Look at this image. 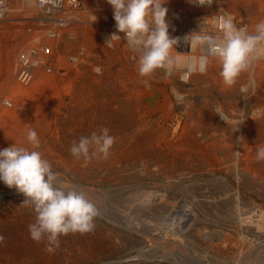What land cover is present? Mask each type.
<instances>
[{"label":"bare ground","instance_id":"6f19581e","mask_svg":"<svg viewBox=\"0 0 264 264\" xmlns=\"http://www.w3.org/2000/svg\"><path fill=\"white\" fill-rule=\"evenodd\" d=\"M7 1L9 10L6 17L0 20V22L9 21L10 19H16V17H14L15 15L12 16V14L15 11L17 13V10H22V13L18 12L19 15L22 14L19 19L23 20L22 22L18 21L20 23L19 26L28 22L31 23L32 20H36L40 26L38 25L39 27H36L33 30V33H31L30 31L31 34L23 35L22 38H20L21 41L17 43L15 47H11L10 45V47L4 54V60L6 64V68L4 67V69L7 70L8 75L6 73L5 74L8 78H6L4 75V80L0 79V149L9 147L13 143L17 144L18 146L30 147L26 140V133L29 128L34 129L41 141L40 147L37 150L42 153L43 158L47 159L51 163L52 168L54 167L60 171L59 179L61 181H63L66 185L74 186L78 191L82 190L85 192L87 198L94 204L96 208L97 214L93 219V224L103 229L104 224L108 223V216L106 211L102 209V207H104V205L102 204L105 202L112 204L117 203V201L121 198L120 195H122V188H120V186L126 185L128 188L130 185L126 184L127 182L125 181L130 180L132 174L134 175V173L138 171L137 167H135L137 171H134V173H132L135 164H138V166L145 173L151 166L153 167L156 165H160L157 163L162 159L163 156L161 155L164 151V158L169 157V159H173L174 161L172 162H175L176 166L178 165L180 169L185 168V164H187L188 166V159L190 158L189 154L192 153L190 152L191 150H189V148L190 146H193L192 144L194 141L191 138H188V140L186 141L183 139V137L185 136V134H188L189 136L191 134V130L188 128L180 127L184 130H180V132L182 131L183 133H180L178 131L180 135H177L174 132L177 137H175L174 139H168L167 136L164 135L163 131L160 133H158L159 131L156 132L157 135H155V137H152L150 136L151 134L149 135L148 133H146V125L148 124V122L146 125H135L136 123H133L132 112L134 111L132 110H134V108L136 109L135 105H138L136 101L139 100L140 97L148 98L149 95L147 94L149 92L146 93V91L143 90L144 88L141 90V87L137 89L131 86V84L133 83L132 81H134L132 79V77L134 78L132 73L137 71L136 68H138V53L133 52L128 47L126 41L123 39L113 41L112 47H108L107 45H105L106 39L109 38L112 33L117 32L115 20L113 17V9L111 5L107 3V0H81L85 8L82 11L67 8V0H63V9L58 12H53L57 9H51L49 7L45 8L40 6L37 0H20L21 5L17 4L19 1H14L13 3H11V5L9 2L11 0ZM164 6L168 8L166 19L170 25L169 35L172 38H183L182 36H180L174 23L176 16L180 11H187L190 15H196L198 17L206 15L207 19L205 20V22L195 31L201 30L213 35L217 34L218 31L217 24L219 15H230L231 17H233L234 22L237 24V27L247 25L250 33L254 31V26L259 21L264 20V15H256V13H260L261 10H264V0H213L212 4L204 9L195 7L194 3L190 2V0H166ZM48 9H50V11L52 10V12L48 11ZM50 13L52 14L51 16L48 15ZM242 15H244L245 18L247 17L246 20H244L243 18V20L241 19ZM94 16L97 17L95 22H93ZM41 19L49 20V22L42 24L43 21H41ZM59 20H61V22H59ZM11 27L9 29H12ZM16 30L18 32V28ZM13 31L14 30L12 29V32ZM117 34H119L121 37H123L124 35L123 33ZM186 47H189V53L185 49ZM174 50L177 53L183 54L185 56L201 54L200 49L191 50L190 44L186 43L185 41H182L181 45L177 44ZM21 54L28 58L29 63V65L24 67L23 69H19L18 67ZM173 54H175V52H173ZM2 61L1 63H3ZM261 61L264 60L255 62L247 71L242 72L237 78V82L231 87H227L226 85H224L222 78L219 76V64L215 60L210 63L205 74H194L193 76H191L187 84H184L179 80L180 73H175L170 78H165L163 70L159 69L155 73H153L151 77L144 78L146 79V81L151 80L150 78H157L156 80L160 79L164 82H167L168 79L171 80L170 84L172 82L173 83L171 85L170 91L175 99V102L178 100L177 95L182 96L183 99L179 101H183L185 99L184 94L187 89H190V87L199 89L201 86L207 88L208 92L214 89V87L220 86V89L226 88L227 90L229 89L231 92H233L232 94L230 92V98L236 97L235 94H237V97H239L240 100L242 99L243 102H250V100H253V98L255 100V92H262V90H260V87H264V63ZM97 67L100 68V73H97L95 71ZM19 70L23 71V74L21 76L17 74L19 73ZM24 73H26V75H24ZM242 86H247L248 90L247 92H243V94L241 95L240 92ZM5 88H7V90ZM173 88L177 90V95L173 94ZM199 91H201V89ZM167 96L163 93V100L160 102H153L155 103V105L152 106V108L155 109V111L156 109L163 110L164 113L170 115L172 113L171 110H173V105H171L172 101L170 102L169 96ZM205 100H207V98H205ZM205 100L204 102H207ZM242 104L243 103H241V105ZM139 110L137 111L136 109L137 112H139ZM220 110L228 117L227 128L230 129L232 133L236 134V139L234 141H232L233 139H230L232 144L229 147V151H227L228 149L226 151L229 154L234 155V157L238 160L241 156L243 157L242 162L244 163V165H246V167L245 169L243 167H239L241 168V171L243 170L244 173H249L251 176L255 175L259 179L264 180V160H258L256 158L257 147L264 146V142H262V140L264 139L262 138L260 140V137H258L264 136V110H253V112H249L250 114L248 115L251 116H249V118L252 119L251 121H248V117L247 121H244L243 118L245 115L242 117L241 115L239 117H236L237 114H242L245 110H242L241 108L236 109V107L234 108L233 105H230L229 109L227 107L226 109L221 108ZM226 110L231 112L232 114L230 113L229 116L228 112L225 113ZM209 113L211 115V111ZM218 118H220V116ZM231 118H233L234 120ZM200 119H198L197 117L198 121ZM230 119L233 121H231ZM241 120H243V122L239 124V121ZM195 124V127H197L198 123ZM199 124L201 125V123ZM200 125H198V130L196 131H199L201 127L203 128V126L199 127ZM204 125L207 126V124ZM104 127H107L110 130L109 134L114 137V143L109 150V155L107 156V158H103L102 154H98L88 161H85L82 157L80 159H76L70 154V147L74 140L78 142L81 136H90L93 132L99 134L100 129ZM152 127L154 128V126ZM205 128L203 129V133ZM211 129L212 126H210V130ZM192 130L195 131L194 129ZM220 130L223 131L224 129L222 128ZM226 131L229 132V130L226 129L224 133H226ZM159 137L161 140L164 138V142L162 143L163 147H161V143L156 140V138L159 139ZM194 137L195 136H193V138ZM203 142L206 144L204 140ZM210 146L212 147H210L212 149L211 151H213L214 153H216L217 151L220 153L225 152L226 146L223 147L222 145H216V142H213L212 144H210ZM204 147H206V145ZM196 148L197 147H195V149ZM199 148L200 147H198L197 150H200ZM202 155L203 154H201V156ZM212 157L210 158L212 159ZM164 158L162 159L163 161ZM216 159L217 156H215L214 159L215 164L217 163ZM218 159L220 161V158ZM190 161L191 159L189 160V163ZM203 161L204 160L200 161V163H202ZM206 161L207 159L205 160V162ZM168 162H170V160H168ZM230 162L232 163V159ZM165 164H162L166 166L162 168V171H164V177H166L167 179L171 177V175H169V172L172 170L169 171L170 168L167 164ZM196 164L198 165L199 163ZM230 166L232 168V165ZM206 167L208 166L206 165ZM160 170L161 169L159 168V171ZM240 170L238 169V171ZM175 171L173 173H175ZM230 171L231 169L229 170V172ZM121 172H125L124 178L120 177ZM193 174H195V172ZM151 175L153 174L151 173L150 177L154 176ZM158 177H161V175ZM164 177H162V179ZM235 177V181L236 179L240 181V177H237L236 174ZM138 179V177L137 179L135 178V183ZM139 181H141V179ZM133 185L134 183L132 184V186ZM169 185L171 184L169 183ZM144 186L145 187L143 189L146 191L148 187L147 185ZM161 186L163 187L164 185L161 184ZM149 188L148 190L153 189ZM155 189L156 188H154V190ZM145 191H143L144 194L142 193L141 196L138 197L139 202L135 204L132 203L134 206V215L133 213L130 214V220H128V222L125 221V227L123 226L125 228L123 231V233H125V241L128 244V248L131 251L134 250L136 252L135 257H137V262L139 260L140 264H164V261H177L178 264H203L200 261H190L183 253H174V250L169 243L170 240L168 236L170 235L168 233V235L164 239L167 240L165 242V245L168 246V248L166 247V251L168 250L167 253H164L163 251L162 254L160 253L158 255V253H153L149 250V247L152 244V235H154L152 231L158 229L159 226L164 224V219H168L170 221L169 231L175 233V236L179 234L176 237L178 238L180 237V235L182 237L185 236L186 233L184 230H187L186 228H189L193 225V223L197 219V216L195 213L196 210H191L188 207L182 205V203L174 200L175 197L173 198L172 195L171 197H169L172 202L168 201L164 204V201L157 200V198L164 200V195L160 194L159 192L152 193ZM235 191L236 198H239L240 193L237 192V190ZM241 195L243 194L241 193ZM126 199L127 198H125V200ZM24 200L25 197L23 194L17 192L15 188L7 187L2 181H0V237H3V240L0 241V264H47L48 261H51L52 257L50 258V252L46 253L44 251H41L42 249L39 250L40 246H37V242L30 237L28 225L35 222V213L30 205L26 206L22 204ZM120 205H123V203ZM213 209H216V207H213ZM130 210L131 208L129 209V211ZM233 210L231 213V215H233L232 220L235 221V224H238L239 231L241 232V235L243 237L244 231L249 228L248 225L250 224V222H252L250 218L252 214L256 213L257 216L259 215L261 218H264V209L254 203L242 204V202H240L237 203L236 208H234ZM215 212L217 213L216 210ZM221 213L224 212L221 211ZM120 225L122 224H119V226ZM119 226H116L115 231L117 232H114V234L117 236L119 234V230L117 227ZM105 229L107 230V228ZM192 231H195L196 235L200 233L205 234L204 229L202 230L201 228H196V230ZM100 234H102V232ZM62 237L64 238V236ZM67 238H70L71 242L75 241V236ZM221 238L225 239L222 240ZM85 239H87V237ZM95 239L97 240V238ZM220 239L222 242L220 241ZM230 239L231 237L229 235L221 232L218 239L219 242H216L217 240L215 241L216 243L212 242L213 246L211 245L210 247L212 251H214L215 257L212 255L211 256L212 258L214 257L216 259L215 261L219 260L222 264H262V261H264V253L262 252L255 253L254 255H250V253L248 252L249 255L245 253V255H243L245 246H251V243L248 244V241L246 240L243 244L239 245V247L238 245H230L228 248L222 249V246L224 247L226 242L229 243ZM164 240L161 239L160 241H157V243L155 244L156 247L164 243ZM41 242L44 243V247L49 248V243L46 238ZM101 244L102 243H100V245ZM209 244H211V242H209ZM82 245H84V243ZM34 246L39 248H34ZM253 246L251 249H253ZM99 249L97 250L99 251ZM258 254L259 256L257 257ZM261 254L263 255V259ZM81 256L87 255L82 253ZM90 256L92 257V255ZM53 263L55 264V262ZM209 263L211 264V262Z\"/></svg>","mask_w":264,"mask_h":264},{"label":"rangeland","instance_id":"374dc122","mask_svg":"<svg viewBox=\"0 0 264 264\" xmlns=\"http://www.w3.org/2000/svg\"><path fill=\"white\" fill-rule=\"evenodd\" d=\"M14 1H17V2L19 1L17 4L18 5H21L20 4V0H13V1L11 0V1H9L10 2V5ZM18 12L19 13L20 12L22 13L23 11L22 10H17V13L15 11L12 14V16L15 15L14 17H16V19H10L9 21H2V22H0V47H1L0 48V72H1L0 73V77H1L0 79H3V80H4V75H5V77H6V74L8 75L7 70L4 69V67L6 68V66H5L6 64H5V60H4V58H5L4 57V54H5L6 50L10 47V45H11V47H15L17 45V43H19L21 41L20 38H22L23 35L33 33L34 32L33 30L36 27H39L40 26L36 20L35 21L32 20L31 23L28 22V23H25V24H21V26H19L20 25L19 22H22L23 20H20L19 19L22 14L19 15ZM258 14L260 16H263L264 15V10H261L260 13H256V15H258ZM11 18H13V17H11ZM242 18L244 20H246L247 17L245 18L244 15H242L241 16V19ZM12 20L14 22H16V23H14ZM10 21H12L13 23L10 22ZM33 24H34V26H33ZM35 24H36V26H35ZM2 27L3 28L4 27H7V28H4L5 29L4 30ZM10 27L14 30L13 32H12V29H9ZM17 28H18V32L16 30ZM9 30H10V32H9ZM30 31H31V33H30ZM6 35H7V37H6ZM14 36H15V38H14ZM8 37H10V38H8ZM6 38H8V39H6ZM15 58H16V56H15ZM1 61L3 63H1ZM2 70H3V72H2ZM136 70L137 71H135L134 73H132L133 76H134V78L132 77V79L134 81H132L133 83L131 84V86L134 87V88H137V89L139 87H141L140 88L141 90L144 88L143 90L146 91V93L149 92L147 94V95H149V97L148 98L147 97L146 98L140 97L139 100L136 101V103L138 105H135L134 104L136 106L137 111L139 109L140 110H139V112H137L135 108H134V110H132V111L135 112V113L132 112L133 113V118H132L133 123H136L135 125H141V124H145L146 125L147 122H148V124L146 125L147 126L146 127V131H145L146 133H148L149 135L151 134L150 136H152V137H155V135H157L156 132L159 131L158 133H160V132L163 131L164 132V135H166L168 139H174L175 137H177V135H180L178 133V131L180 132V130H183L182 128H188V129H190L191 130V132H190L191 134L189 136H188V134H185V136L183 134V136H184L183 139L187 141L188 138H191L194 141L192 145L193 146L196 145V146H194V147L193 146H190V148H189V150H191L190 152H192L193 154L192 153L189 154V157L190 158L188 159V166H187V164H185V166H184L185 168H181L180 169L178 167V165L176 166L175 162L174 163L172 162V161H174L173 159H169V157H165L164 158V151L162 152V155H161V156H163L162 159L164 158V161L161 159L160 162H162V163H160V162L157 163V164H160L159 166H157V165H156L157 167L156 166H153V167L151 166L150 168H148V170L145 173L138 166V164H135L134 165V170H132V173H134V171L136 172L138 170L136 172L137 175H136V173H134V175L132 174V177L130 178L131 181L130 180H126L125 181V182H127L126 184L130 185L128 188H127L126 185H123V186L121 185L120 186V188H122V190H121L122 191V195H120L121 198L117 201V203L112 204V203H108V202L106 203L105 202V203L102 204V205H104V207H102V209L106 211L107 216H108V220H107L108 223L107 224H104L103 229H101V227L99 228V226H97V225L95 226V224H93L94 227L89 232H85V233L76 232V233H73V235H72V233H70L67 236H64V238L61 236L60 237V240L61 241L59 240V247H55L54 245H48V247H54V251H49L48 248L44 247V245H43L44 243H42V242H37V246H40V248L39 247H35V246H34V248H39V250L42 249L41 251H44L46 253H49L50 252V258L51 257L52 258H51V261H48L47 264H49L50 262H51L50 264H54L53 262H55V264H128V263L129 264H136V263L137 264H140V261L138 260V262H137V260H136L137 259V257H135V253L136 252L134 250L131 251L128 248V244L125 241V233H123V231L125 229L124 228L125 227V221L128 222V220H130L129 215L132 214V213L134 215V210H133L134 209V206H133V204L139 202V200H138L139 198L138 197H140L141 194L143 193V191H145L143 189L145 187L144 185H147L148 188L150 187L149 189H151V188H153V189L148 190V188H147L145 192H147V191L148 192H152V193L159 192L160 194L164 195V200L157 198L158 201L159 200L160 201H164V204L167 203L168 201L169 202H172V200L169 199V197H171V195H172L173 198L175 197L174 200L182 203V205L188 207L191 210H194V211L196 210L195 213H196V216H197L196 217L197 219L193 223V225L191 227H189V228H186L187 230H184L185 233H186L185 236L182 237L180 235V237H178V238H176V237L179 234H177V236H175L176 235L175 233L169 231V227H170L169 226V222L170 221L168 219H164L165 220L164 221V224H162L161 226H159L158 229H155V230L152 231L154 233V235H152V237H153L152 238V244L149 247L150 248L149 250L151 252L158 253V255L160 253L162 254L163 251H164V253H167L168 250L166 251V249L168 248V246L165 245V242L167 240H164V239L169 234L170 235V236H168L169 237V240H170L169 243L171 244V247L174 250V253H177V252L178 253L179 252L180 253H183L190 261H200L203 264H210L209 262H211V264H213V263H215V264H222L219 260L218 261H215L216 259L214 258L215 257L214 251H212V249H211L210 246L211 245L213 246V243L219 242V240H218L219 239V235L221 234V232H224L225 234L229 235L231 237V239H230V242L229 243L226 242V244H225L224 247L222 246V249L228 248L230 245H238V247H239V245L243 244L244 241L246 240V241H248V244L251 243L250 244L251 246L250 245H249L250 247L245 246L243 255H245V254H248L249 255V253H250V255L251 254L254 255L255 253H258V252L264 253V218H261L259 215L257 216L256 213H254L255 215L252 214L250 216L252 222H250V224L248 225L249 228L244 231V237H243L241 235V232L239 231L238 224H235V221L232 220V216L233 215H231L232 210L234 208H236L237 203H240V202H242V204L254 203L256 205L261 206L264 209V180L259 179L255 175L254 176H251L249 173H246V172L244 173L243 170L241 171L240 169L242 167L244 169L246 167V165H244V163L242 162L243 161V157L241 156L242 158L240 157V159L238 160V159H236L234 157V155H231V154H229L227 152V151H229V147L232 144L231 140L233 139L232 141H234L236 139L235 138L236 134L232 133L230 131V129L227 128L228 122L222 120L221 118H218L219 117V114H217L214 111V109L210 110L211 108H210L209 97H208L209 96V92L207 91V88H204L203 86H201L199 89H194V87H190V89H187L186 92H185V94H184L185 95L184 96L185 99L183 101L177 100L175 102L174 101L175 99H174V97H173V95H172V93L170 91L171 85L173 83L172 82L170 84V81L171 80L168 79L167 82H164L163 80H160V79L159 80H156L157 78H154V79L150 78L151 80H147V85H146L143 82V81H146V79L144 77H141L139 75L138 68H136ZM14 74H15V72H14ZM6 78H8V77H6ZM136 78H138V79H136ZM142 84H143V86H142ZM165 86L167 87V89H166ZM260 88H261L260 90H263L262 88H264V87H260ZM5 89L7 90V88H5ZM200 89H201V91H199ZM204 90H205V92H204ZM263 92H264V90H263ZM163 93H164V95H166V96L168 95L169 96L170 102L172 101L171 102V105H173V110H171L172 113L170 115L164 113L163 110L156 109V111H155V109L152 108V106L155 105V103H153V102H156V101L160 102V101L163 100ZM204 95H205V97H204ZM205 98H207V100H205ZM204 100L207 101V102H204ZM142 103H144L145 105L142 104ZM150 103H151V106H150ZM206 108H208V109H206ZM190 109H192V110H190ZM198 110H200V111H198ZM210 111H211V115L209 113ZM203 112H204V114H203ZM205 112H207V113H205ZM226 112H228V115L230 116V113L231 112H229L227 110L225 111V113ZM249 112L251 113L253 111H246L245 110V111H243L242 114H237L236 117H239L240 115L242 117V116L245 115L244 118H243V120L244 121L245 120L247 121V119L250 116V115H248V114H250ZM208 113H209V115H208ZM189 115L191 116V118H190ZM139 117H143V118H139ZM166 117H168V118H166ZM197 117H198V119L201 118L199 120L200 122L197 120ZM147 118H150V119H147ZM178 118H179V120H178ZM154 119H156V120H154ZM231 119H233V118H231ZM233 120H231V121H233ZM251 120H252L251 118L248 119V121H251ZM153 123L154 124L156 123V124L154 125ZM161 123H163V124H161ZM184 123L186 124V126H185ZM195 123H198V125H200L199 123H201V125L199 127L203 126V128L201 127L199 129V131H196V130H198V125H197V127H195L196 126ZM215 123H221L222 125L221 126H215ZM204 124H207V126L204 125ZM211 124H213V125H211ZM160 125H161V127H160ZM152 126H154V128ZM189 126L190 127L193 126L191 128L194 129L195 131H193ZM208 126H209V129H208ZM210 126H212V129L211 130H210ZM180 127H182V128H180ZM213 127L214 128L216 127L218 129H216V128L214 129ZM204 128H205V130H204V133H203V129ZM222 128L224 129L223 131L220 130ZM226 129L229 130V132L226 131V133H224V131ZM219 130H220V132H219ZM154 131H155V133H154ZM174 132L177 135L174 134ZM180 133H183V132L181 131ZM196 133H198V134H196ZM172 134H173V136H172ZM206 134H207V136H206ZM193 136H195V137L197 136V137L196 138L195 137L193 138ZM212 137H214V138H212ZM258 137H260L259 138L260 140L262 138L264 139V136H258ZM156 140L159 143H161L160 146L164 142V138L161 140L160 137H159V139L156 138ZM199 140H201V141H199ZM203 140L206 142V144L203 142ZM211 140H213V141H211ZM224 141L226 142V144H225ZM213 142H216V145H222L223 147L226 146L225 147V152H221L220 153V152L217 151L216 153H214L213 151H211L212 150L211 149L212 147L210 146V144H212ZM262 142H264V140H262ZM199 143H202L203 145L205 144L206 147H204L205 145L203 146L202 144H199ZM207 143H209V144H207ZM207 146H208V148H207ZM161 147H163V145ZM195 147H197V148L195 149ZM198 147H200L199 148L200 150H197ZM202 148H203V150H202ZM227 153H228V155H227ZM198 154H200V155H198ZM201 154H203V155L201 156ZM215 156H217V159H216L217 160L216 161L217 163L216 164H215V160H214L215 159ZM218 156H220V157H218ZM210 157H212L213 160ZM218 158H220V161L221 162L219 161ZM190 159L192 161V162L190 161L191 164L189 163V160ZM206 159L208 161V162L206 161L207 163L205 162ZM231 159H232V163L230 162ZM168 160H170V162H168ZM202 160H204V161L202 163H200V161H202ZM165 161H166V164L168 165V167L170 168L169 171L172 170V171L169 172L170 173L169 175H171V177H169L167 179H166V177H164L165 176L164 175V171H162V168L163 167H166V166L162 165V164H165ZM171 163H172V165H171ZM196 163H199V164L197 165ZM204 164H205V166H204ZM212 164H213V166H212ZM191 165L194 166V167H192ZM206 165L208 167H206ZM230 165H232V168H231ZM197 166H198V168H197ZM135 167H137V170H136ZM239 167H241V168H239ZM159 168L161 169L160 171H159ZM230 169H231V171L229 172ZM238 169L240 171H238ZM52 170L54 172L60 173V171L57 170L54 167L52 168ZM163 170H165V169H163ZM174 171H175V173H173ZM208 171H210V172H208ZM150 172L154 175V176L151 175L153 177H150V174H151ZM189 172H192V173H189ZM194 172H195V174H193ZM142 173H143V175H142ZM146 173H150V174H146ZM234 173L236 174L237 177H240V181H238L237 179H236L237 182L235 181V178L236 177H235V174ZM124 175H125V172H121L120 173V177L121 178H124ZM160 175H161V177H158ZM183 176H186V177H183ZM137 177L139 179L136 180V183H135V178L137 179ZM162 177H164V178L162 179ZM247 178H248L249 181L247 180ZM140 179H141V181L142 180L143 181L142 182L139 181ZM144 179H146V180H144ZM260 180H261V182H260ZM129 181H130V183H129ZM132 182L134 183L133 186H132V184H133ZM144 182H145V184H144ZM160 183L162 185H164V186L162 187ZM169 183L171 185H169ZM175 183H176V185H175ZM249 186H251V187H249ZM154 188H156V189L154 190ZM132 189H134V190H132ZM232 190H233V193H232ZM235 190H237V192L240 193L239 198H236V196H235V192L236 191ZM139 191H141V192H139ZM127 193H128V195H127ZM241 193L243 195H241ZM168 195H170V196H168ZM232 196H233V198H232ZM241 197H243V198H241ZM125 198H127V199L125 200ZM122 203H123L124 206L123 205H120ZM213 207H216V209H213ZM130 208H131V210L129 211ZM218 209H219V212H218ZM227 209L230 210V211H228ZM215 210L217 211V213L215 212ZM221 211H223L224 213H221ZM226 212H227V214H226ZM119 224H122V225L119 226ZM116 226H119V227H117L118 230H119V232H118L119 233L118 234L119 237L114 234V232H117V231H115ZM155 226H156V224H155ZM195 227L196 228H201L202 230L204 229V233L205 234H201L200 233V234H197L196 235L195 231H192V230H196ZM105 228H107V230ZM101 232H102V234H100ZM72 236H75V241L74 242H71V239L70 238H67V237H72ZM83 237H85V238L87 237V239H85ZM170 237H172V238H170ZM95 238H97V240ZM186 238H188V239H186ZM82 239H84V240H82ZM161 239L164 240V243H162L161 245H158L156 247L155 244L157 243V241H160ZM221 239L223 240L225 238H221ZM221 239H220V241H221ZM89 240H92V241H89ZM94 240H96V241H94ZM178 240H180V241H178ZM80 242H81V244H80ZM180 242H181V244H180ZM183 242H185V243H183ZM209 242H211V244H209ZM74 243H75V245H74ZM83 243H84V245H82ZM87 243H89V244H87ZM100 243H102V244L100 245ZM104 243H106L107 246ZM46 244H47V242H46ZM77 245H79V246L81 245V246L79 247ZM252 246H253V249H251ZM99 247H100V249H99ZM96 248L99 249V251ZM261 250H263V251H261ZM90 251H91V253H90ZM95 251H97V252H95ZM82 253L83 254H86L87 256H81ZM87 253H89L90 255H92V257L89 254H87ZM259 254L257 255V257L259 256ZM55 255L58 256V257H56ZM66 255H68V256H66ZM156 255H154V256H156ZM211 255L214 256V257L212 258ZM73 257L74 258L77 257V258L74 259ZM262 259H263V255H262ZM164 264H178V262L177 261L176 262H174V261H169V262L164 261ZM262 264H264V261H262Z\"/></svg>","mask_w":264,"mask_h":264},{"label":"clouds","instance_id":"9594fccd","mask_svg":"<svg viewBox=\"0 0 264 264\" xmlns=\"http://www.w3.org/2000/svg\"><path fill=\"white\" fill-rule=\"evenodd\" d=\"M190 2L203 6L211 5L213 0ZM107 3L113 9L117 32L106 39L105 45L112 47L113 41L125 40L128 47L138 53L141 77H151L159 69L163 70L165 78L180 73L179 80L187 84L194 74H205L215 60L224 85L231 87L242 72L255 62L264 60V20L259 21L250 33L247 25L237 27L230 15L220 16L217 34L198 30L183 38L191 50H201L200 55L185 56L174 50L180 38L169 35L166 0H107ZM96 19L94 16L93 22ZM117 33L124 35L121 37ZM95 71L100 73L101 70L97 67ZM143 82L147 85V81ZM247 90V86L241 87V92ZM172 92L177 95L175 88ZM177 99L182 100L183 97L177 95ZM214 111L228 122V117L219 108ZM109 132L104 127L99 134L93 132L90 136H81L78 142H72L70 154L85 161L98 154L107 158L114 143ZM26 140L30 147L13 143L0 149V181L23 194L25 200L22 204L33 208L35 222L28 225L30 237L36 242L46 238L49 245L59 247L61 236L92 230L96 208L84 191H78L59 179V173L52 170L51 163L37 150L41 141L34 129L27 130ZM256 158L264 160V146L257 147ZM48 250L54 251V247Z\"/></svg>","mask_w":264,"mask_h":264},{"label":"built area","instance_id":"2783aa9c","mask_svg":"<svg viewBox=\"0 0 264 264\" xmlns=\"http://www.w3.org/2000/svg\"><path fill=\"white\" fill-rule=\"evenodd\" d=\"M38 4L42 7H49L51 9H57L53 12H58L61 11L62 8V3L63 0H37ZM195 7H199L201 9H204L206 7H208L209 5H198L197 3L193 2ZM67 4V8H71V9H75V10H84V6L81 0H67L66 1ZM8 1L7 0H0V20L4 19L8 13ZM48 11H50V9H48ZM52 12V10L50 11ZM48 15H52L51 13ZM220 17V15L218 16ZM61 18V17H58ZM206 15L198 17L196 15H190L187 11H180L175 19V26L177 27V30L180 34V36H182L183 38L194 32L197 28L201 27L202 24L205 22L206 20ZM42 24L44 23H48L49 20H43L41 19ZM65 21V20H64ZM59 22H61V20H59ZM180 39L178 42V45H181V42H184V39ZM187 46V44H186ZM187 50V52L189 53V47L185 48ZM28 58L25 57L23 54L20 55V63H19V69H23L24 67L28 66ZM19 76H21L23 74V71L19 70V73H17ZM24 75H26V73H24Z\"/></svg>","mask_w":264,"mask_h":264},{"label":"crops","instance_id":"0c3cea01","mask_svg":"<svg viewBox=\"0 0 264 264\" xmlns=\"http://www.w3.org/2000/svg\"><path fill=\"white\" fill-rule=\"evenodd\" d=\"M261 62H263L264 63V61H261ZM218 87V88H217ZM222 88V87H221ZM219 89H220V86H216V87H214V89H212L210 92H209V104H210V108L211 109H213L214 108V110L218 107V106H220V107H218L219 109H221V108H223V109H226L227 107H228V109H229V106L231 105H233L234 106V108L236 107V109H239V108H241L242 110H246V111H253V110H258L259 108V110H264V92H263V90H264V88H262L263 90H262V92H259V91H256L255 93H256V97H255V100H254V98H253V100H250V102H248V101H245V102H243V100L241 99L240 100V98L239 97H237L238 95L237 94H235L236 95V97H233V98H230V96H231V94L233 93V92H231L229 89V92H228V90L225 88H223L224 89V91H223V89H220V91H219ZM222 90V91H221ZM225 92V93H224ZM230 92H231V94H230ZM221 93V94H220ZM227 93V94H226ZM223 94H225V95H223ZM229 94H230V96H229ZM240 94L242 95L243 94V92H240ZM221 98H220V97ZM228 100H227V99ZM226 99V100H225ZM234 100V101H233ZM237 100V101H236ZM239 100V101H238ZM211 101H212V103H211ZM236 101V102H235ZM221 102H223V103H221ZM235 102V103H234ZM217 103V104H216ZM233 103V104H232ZM238 103H240V104H238ZM241 103H243L242 105H241ZM235 104V105H234ZM246 104V105H245ZM250 104V105H249ZM218 105V106H217ZM237 105H239V106H237ZM244 105V106H243ZM226 106V107H225ZM256 107V108H255ZM221 123H215V125L216 126H221L220 125Z\"/></svg>","mask_w":264,"mask_h":264}]
</instances>
